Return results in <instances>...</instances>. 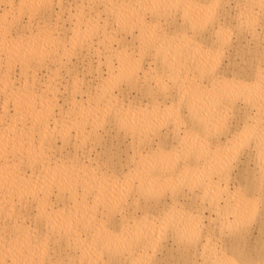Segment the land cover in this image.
<instances>
[{
  "label": "bare ground",
  "instance_id": "bare-ground-1",
  "mask_svg": "<svg viewBox=\"0 0 264 264\" xmlns=\"http://www.w3.org/2000/svg\"><path fill=\"white\" fill-rule=\"evenodd\" d=\"M252 224L264 0H0V264H198L223 230L200 264H264Z\"/></svg>",
  "mask_w": 264,
  "mask_h": 264
},
{
  "label": "rangeland",
  "instance_id": "rangeland-1",
  "mask_svg": "<svg viewBox=\"0 0 264 264\" xmlns=\"http://www.w3.org/2000/svg\"><path fill=\"white\" fill-rule=\"evenodd\" d=\"M256 227H258V228H256ZM262 227H263V228H262ZM259 228H260V229H259ZM251 229H252V230H251ZM256 229H257V230H256ZM223 232H224V233L226 232V236H223V235L221 236V235H220V236H219L220 241L218 240V235H216L215 237H217V238H215V240L213 239V241L210 240L211 243H209L210 241H208L209 244L207 243V241L204 242V244L207 243L208 246L205 244V245H203V247L201 248V250L199 249L200 251L198 250L199 253L196 254V255H194L195 257H198V258H195L196 261H197V260L199 261V260H200L199 258H201V260H200L199 262L202 263L201 261H203V259H204V258L202 259V257H203L205 254H207V252L210 253L212 250H214V251H218V250H219L218 246L222 247V246L225 244V242H226L225 245H226V246L228 245L229 250H231L230 247H229V243H227V242H230L231 240L228 241L229 236H227V235H228V234H227V231H226V230H223ZM224 233H223V234H224ZM216 234H217V233H216ZM220 234H222V232H221ZM249 235H250V236H249ZM263 235H264V225H263V226L261 225V227H260V225L252 224L251 227H250V230H249L248 234L246 235V238H245L246 240H245V239L242 240V242H243L244 244H243L241 241L237 240V246H238L239 249H241V248L243 247L244 250H248V251L250 250V253L253 254V252H255V251H254V250H255L254 248H256V245H258V243H262V239H263V241H264V237H263ZM248 236H249V237H248ZM220 237H221L222 239H221ZM227 237H228V238H227ZM223 238H224V239L227 238V239H226L227 241L224 240ZM261 238H262V239H261ZM247 239H249V240L247 241ZM256 239H258L259 241H257ZM217 240H218V241H217ZM222 241H223V242H222ZM224 241H225V242H224ZM238 241H239V242H238ZM260 241H261V242H260ZM213 242H215L217 245H216L215 243H213ZM219 242H220V243H219ZM221 242H222V243H221ZM235 242H236V240L234 241V245H236ZM257 242H258V243H257ZM223 243H224V244H223ZM255 243H256V244H255ZM221 244H222V245H221ZM241 244H243V245H241ZM253 244H254V245H253ZM213 245H214V246H213ZM225 245L223 246V248L220 249L221 251H224V252H225V251H228V248H227ZM259 245H260V244H259ZM209 246H211V248H210ZM239 246H240V247H239ZM207 247H208V248H207ZM213 247H215V248H217V249H214ZM225 247L227 248V250H224V249H226ZM234 247H235V246H234ZM205 248H206L207 250H206ZM246 248H247V249H246ZM202 250H204V253L201 252ZM209 250H210V252H209ZM205 251H206V253H205ZM200 252H201V256L204 254L202 257H201V256H200V257L198 256V255H200ZM229 252H230V251H228V253H229ZM225 253H227V252H225ZM196 263H198V262H196ZM200 263H198V264H200ZM204 263H205V262H204Z\"/></svg>",
  "mask_w": 264,
  "mask_h": 264
}]
</instances>
